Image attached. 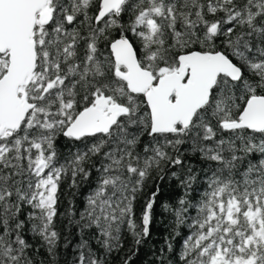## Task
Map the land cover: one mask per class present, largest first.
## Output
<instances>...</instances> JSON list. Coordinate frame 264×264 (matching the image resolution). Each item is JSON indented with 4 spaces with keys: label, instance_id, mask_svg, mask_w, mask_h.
<instances>
[{
    "label": "snow or ice",
    "instance_id": "obj_1",
    "mask_svg": "<svg viewBox=\"0 0 264 264\" xmlns=\"http://www.w3.org/2000/svg\"><path fill=\"white\" fill-rule=\"evenodd\" d=\"M189 155L180 264H264V0H0V264L138 251Z\"/></svg>",
    "mask_w": 264,
    "mask_h": 264
},
{
    "label": "trees",
    "instance_id": "obj_2",
    "mask_svg": "<svg viewBox=\"0 0 264 264\" xmlns=\"http://www.w3.org/2000/svg\"><path fill=\"white\" fill-rule=\"evenodd\" d=\"M75 147L64 138H60L58 143V150L62 153H67L69 148L75 151ZM191 162L194 165V169L199 171V176L196 182L193 184L192 190L186 194V190L180 185V183L171 177V171H176L174 168H166L165 176L163 180L150 179L146 182V186L143 192L140 194L138 199V213L139 205L142 204L147 198L152 194V192L159 188V194L156 198V204L153 210V220L151 224V234L144 240V242L139 246L137 251L131 235L126 234L124 239V247L117 254L111 257V264H123V260L128 256L132 255L131 264H160V249L165 247L166 239L170 240L172 243V250L168 251L165 247L164 255L167 257L168 264H180L179 252L182 248V241L187 232L189 231L187 224L177 226L175 224V218L172 213L167 212L163 209L162 205L165 203L177 207L178 202L181 198L186 199L189 202L194 203L199 195L202 193V189L206 186L204 172L200 171L204 167L197 157L190 156L186 160V163ZM155 176V174H153ZM67 183V182H66ZM87 191V187L81 189L84 193ZM67 197H65L63 204L61 206V211H64L67 206ZM76 205L78 209L83 207V195L76 196ZM189 216L194 215V212L190 211ZM69 238L78 240L79 237L76 235L75 229L71 230ZM71 250L68 254H62L60 257L61 264L65 260L71 259ZM38 259H44L45 264H47V257L41 249Z\"/></svg>",
    "mask_w": 264,
    "mask_h": 264
}]
</instances>
